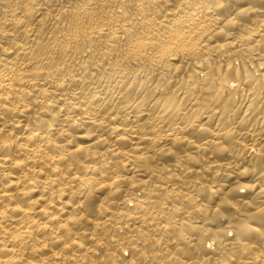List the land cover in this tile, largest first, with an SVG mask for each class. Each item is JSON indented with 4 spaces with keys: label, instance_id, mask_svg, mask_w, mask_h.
Returning <instances> with one entry per match:
<instances>
[{
    "label": "bare ground",
    "instance_id": "obj_1",
    "mask_svg": "<svg viewBox=\"0 0 264 264\" xmlns=\"http://www.w3.org/2000/svg\"><path fill=\"white\" fill-rule=\"evenodd\" d=\"M250 2L0 0V97L7 94L12 98L13 91H23L31 101L36 95L33 89H43L46 99L55 101L52 112H63L60 116L43 114L36 126L40 136L59 127L67 115L65 105L73 104L79 105L74 109L76 115L87 111L93 119L112 118L114 125L122 126L118 135H123L124 129L147 131L162 112H170L173 126L181 123L175 113L198 114L199 123L210 129L204 134L186 133L198 144L208 145L221 129L255 128L258 118L264 119V42L249 34L254 16L233 19L236 11ZM258 6L264 8V3ZM5 48L11 50L5 52ZM31 112L16 114L22 123L14 131L9 125V132L21 139L0 147V221L9 220L18 235L28 233L43 241L54 227L59 231L64 222L74 218L79 198L64 195L61 207L60 201H53L52 193L33 179L38 172L41 181L45 176L30 158L29 149L38 146L37 140L25 146L21 136ZM245 112L241 123L239 117ZM244 140L251 143L253 138L245 136ZM83 142L79 146H84ZM146 144L147 140L141 141L142 146ZM178 150L195 149L181 145ZM202 154L206 161L217 164L229 159L213 155L207 148ZM241 162L250 167L252 175L235 179H264V157H245ZM61 165L72 167L66 160ZM202 170L201 165H195L193 177L198 178ZM204 175L219 186L234 182L223 174L217 177L205 171ZM193 191L206 205L218 203L216 197L209 201L206 189ZM113 213L122 214V209L113 206L109 217ZM254 223H264V217ZM222 226L219 218L210 225L213 230ZM238 234L246 236L242 230ZM88 251L85 245L81 253L73 252V264L77 255L81 264H89ZM49 255L59 258L61 252L52 249ZM43 264H48V256L43 257Z\"/></svg>",
    "mask_w": 264,
    "mask_h": 264
},
{
    "label": "clouds",
    "instance_id": "obj_2",
    "mask_svg": "<svg viewBox=\"0 0 264 264\" xmlns=\"http://www.w3.org/2000/svg\"><path fill=\"white\" fill-rule=\"evenodd\" d=\"M261 3L264 0H252L239 8L233 19L254 16L249 34L264 42ZM33 91L36 95L31 101L23 91H13L12 98L7 94L0 97L6 101L0 103V147L21 139L9 132V125L13 131L20 127L16 114L32 109L21 136L25 146L37 140L38 146L29 149L30 158L45 176L41 181L38 172L33 179L38 187L50 191L61 207L64 195L79 198L74 205L79 211L59 231L54 227L43 241L28 233L18 235L9 220L0 221V264H43L45 256L48 264H73L72 253H81L85 245L89 264L93 260L95 264H264V223H254L264 217V179H235L252 175L250 167L241 162L245 157H264V144L260 143L264 119L258 118V126L247 131L236 126L221 129L214 134L215 140L204 145L186 135L193 130L201 134L210 131L195 113H175L181 123L173 126L170 112H162L147 131L124 129V134L118 135L122 126L114 125L112 118L93 119L87 111L76 115L74 109L79 105L73 104L65 105L67 115L59 127L40 136L36 126L43 114L60 116L63 109L52 112L55 101L47 100L43 89ZM245 116L246 112L239 117L241 123ZM245 136H251L252 142L245 143ZM142 140L147 144L142 146ZM181 145L195 150H178ZM205 148L229 159L223 164L208 162L202 154ZM62 160L70 163L71 169L61 165ZM195 165L203 169L198 178L193 177ZM205 171L217 177L223 174L234 182L219 186L206 179ZM193 189H206L209 201L216 197L218 203L206 205ZM247 193L252 197L246 198ZM113 206L122 209V214L109 217ZM216 218L223 226L213 230L210 225ZM241 230L246 236L238 234ZM52 249L59 250L61 256H50ZM75 264H81L79 255Z\"/></svg>",
    "mask_w": 264,
    "mask_h": 264
}]
</instances>
